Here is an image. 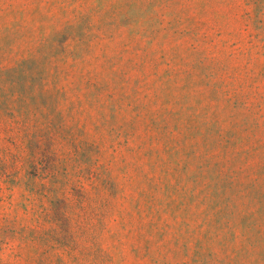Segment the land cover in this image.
<instances>
[{
    "label": "rangeland",
    "instance_id": "374dc122",
    "mask_svg": "<svg viewBox=\"0 0 264 264\" xmlns=\"http://www.w3.org/2000/svg\"><path fill=\"white\" fill-rule=\"evenodd\" d=\"M0 264H264V0H0Z\"/></svg>",
    "mask_w": 264,
    "mask_h": 264
}]
</instances>
